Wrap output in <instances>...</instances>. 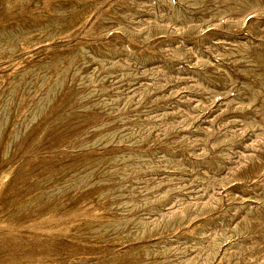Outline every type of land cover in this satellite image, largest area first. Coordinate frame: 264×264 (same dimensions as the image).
<instances>
[{
	"label": "rangeland",
	"instance_id": "374dc122",
	"mask_svg": "<svg viewBox=\"0 0 264 264\" xmlns=\"http://www.w3.org/2000/svg\"><path fill=\"white\" fill-rule=\"evenodd\" d=\"M0 264H264V0H0Z\"/></svg>",
	"mask_w": 264,
	"mask_h": 264
}]
</instances>
